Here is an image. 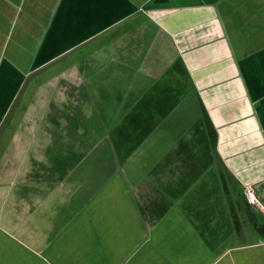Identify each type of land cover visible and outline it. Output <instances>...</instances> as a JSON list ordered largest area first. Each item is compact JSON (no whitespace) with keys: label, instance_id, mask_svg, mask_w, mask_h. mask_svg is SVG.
<instances>
[{"label":"crops","instance_id":"0c3cea01","mask_svg":"<svg viewBox=\"0 0 264 264\" xmlns=\"http://www.w3.org/2000/svg\"><path fill=\"white\" fill-rule=\"evenodd\" d=\"M240 217L264 0H0V264H264Z\"/></svg>","mask_w":264,"mask_h":264},{"label":"rangeland","instance_id":"374dc122","mask_svg":"<svg viewBox=\"0 0 264 264\" xmlns=\"http://www.w3.org/2000/svg\"><path fill=\"white\" fill-rule=\"evenodd\" d=\"M59 105V107H60V113H61V115H62V110H63V105L62 104H58ZM197 107V106H196ZM76 108H78V106H73V109L75 110ZM190 110V109H189ZM199 110V109H198ZM198 113V112H197ZM26 115H28L29 117L31 116V115H29L28 113H26ZM25 120V121H24ZM7 121V120H6ZM23 122H20L22 125H23V123H30V121H29V118H26V119H23L22 120ZM33 122V124L35 123L34 122V120H32ZM61 121H62V119H61ZM60 123V125H62V127L63 128H66L65 126H68L69 125V122L68 121H64V122H59ZM71 124H73L74 122H70ZM18 124H19V120L18 121H14L13 123H12V125H11V127H9L11 130L12 129H15L17 126H18ZM88 124H89V122H88ZM74 126H75V128H78V124H74ZM82 137H84V136H82ZM88 139V138H87ZM91 139V138H90ZM89 139V140H90ZM72 140H74L75 141V143L77 144V143H80L81 142V144L83 143V141H82V139L80 138V137H78V135L77 136H73L72 137ZM80 141V142H79ZM65 142H63L62 141V138H61V140H59V145H62V144H64ZM92 144H94V142H92ZM240 219H241V223H242V225H241V227H242V236H241V238H237V240H245V241H254V240H256L257 239V237H258V239H259V234H258V232L256 231V229H255V227H254V225L252 224V222L250 221V219H247V221H245L244 222V220H245V218L244 217H240Z\"/></svg>","mask_w":264,"mask_h":264},{"label":"built area","instance_id":"2783aa9c","mask_svg":"<svg viewBox=\"0 0 264 264\" xmlns=\"http://www.w3.org/2000/svg\"><path fill=\"white\" fill-rule=\"evenodd\" d=\"M243 195L250 205H260V202L256 196L254 189L251 186H245L243 188Z\"/></svg>","mask_w":264,"mask_h":264},{"label":"trees","instance_id":"16d2710c","mask_svg":"<svg viewBox=\"0 0 264 264\" xmlns=\"http://www.w3.org/2000/svg\"><path fill=\"white\" fill-rule=\"evenodd\" d=\"M250 221L254 225V227H255L256 231L258 232L260 238L262 240H264V222H259L256 218H253V217H250Z\"/></svg>","mask_w":264,"mask_h":264}]
</instances>
